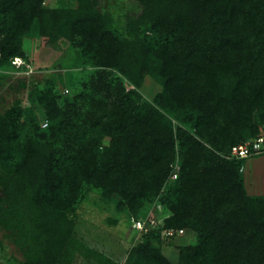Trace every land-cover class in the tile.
I'll return each mask as SVG.
<instances>
[{
	"label": "trees",
	"instance_id": "trees-1",
	"mask_svg": "<svg viewBox=\"0 0 264 264\" xmlns=\"http://www.w3.org/2000/svg\"><path fill=\"white\" fill-rule=\"evenodd\" d=\"M99 1L77 0L54 33L56 21L45 15L52 34L39 36L43 48L65 42L92 53L99 67L89 91L63 110L45 87L42 124L56 121L47 130L17 102L0 113V228L21 264L72 263L83 182L104 200L120 196L118 207L134 214L157 198L164 205L162 222L142 234L125 264H264V196L245 189L246 159L225 156L264 127V0H135L142 10L126 29L142 27L143 38L119 36ZM40 2L0 0L1 55L20 56L11 31L23 33L41 18ZM8 38L15 45L8 47ZM142 74L163 88L152 100L138 90ZM6 80L0 74V88ZM25 116L31 131L20 140ZM174 164L178 174L169 183ZM169 229L196 235L194 245L179 248L176 263L149 244Z\"/></svg>",
	"mask_w": 264,
	"mask_h": 264
},
{
	"label": "rangeland",
	"instance_id": "rangeland-1",
	"mask_svg": "<svg viewBox=\"0 0 264 264\" xmlns=\"http://www.w3.org/2000/svg\"><path fill=\"white\" fill-rule=\"evenodd\" d=\"M76 8L77 0H41L39 10L44 13L41 18H33L29 28L25 29L23 33H18L17 28L11 31L14 34L13 39L20 40V44L16 45L20 50V56L17 58L21 59L18 64L23 65L19 67L12 65L16 57L6 58L0 53V74L7 76V82L0 88V113L17 102L24 112L32 110L35 117L34 121L40 129L47 130L48 125L54 124L56 121L51 120L47 123V126L42 124V118L47 117V115L43 111L42 103L39 100L45 97L43 94L46 88H51L53 96L57 98L56 105L60 109H63L64 102L71 104L70 106L73 107L75 94L79 95L83 91H89L90 82L93 77L95 78V72L99 67L92 58L91 52L83 53L81 49H73L65 42H63L64 44H58L57 47H54L55 49L43 48L40 45L39 36L42 31L52 34L50 32V22L45 21V15H48L49 18L53 17L56 21L57 26L52 29L54 33L58 28V23L63 25L71 18L68 11H74ZM99 10L108 13L111 18V29L118 31L119 36L123 35L125 38L127 35L128 37H144L145 31L142 27H139L138 31L126 29L128 25L126 22L142 10L135 0H100ZM26 14H29V12H26ZM124 28L127 33L129 32L128 34L124 31ZM4 37H2V41L6 39ZM10 38H8L9 46L6 43L8 47H11L12 43L15 42L11 41L12 38ZM15 43L13 44L15 45ZM73 61L77 63L75 68H73ZM111 71L114 73L113 78L119 77L126 86L129 85L119 71L116 69ZM133 71L135 70L133 69ZM19 80H22L25 86H21ZM34 90L39 92L36 96L33 93ZM138 90L145 99L152 100L163 88L151 76L142 74L139 79ZM44 101L43 106H48L51 109L50 99ZM31 120L26 116L21 119L18 130L20 140H23L31 131ZM65 132L73 134V130L70 128H66ZM263 132L264 127L260 126L259 134ZM61 140H63L62 136ZM103 141L102 144H105L109 141V138L105 137ZM225 156L231 158L228 153ZM178 169V164H174L172 174H178ZM4 173L3 169L0 168V175ZM243 173L247 181L249 180L252 185L255 184L254 187L263 186L264 157L246 161ZM248 176L250 177L248 178ZM174 180L175 178L171 175L168 182ZM252 191L255 192L254 188H252ZM1 192L2 188L0 187V196ZM252 195L264 196V194ZM119 197L115 194L111 200H104L100 189L92 184L82 183L80 199L75 208L72 233L73 247L78 251L74 254L71 264H125L129 250L145 240L142 234L132 228L131 220L137 218L140 221H145L150 218H159L160 214H167L163 210L164 205L159 203V198L145 203L142 211L134 214L127 206L118 207ZM195 243V233L186 229L182 236L172 240L164 238L159 243L153 240L149 244L157 247L165 259L171 263H176L179 248ZM22 261L23 257L20 250L13 244L8 233L0 228V264H21Z\"/></svg>",
	"mask_w": 264,
	"mask_h": 264
},
{
	"label": "built area",
	"instance_id": "built-area-1",
	"mask_svg": "<svg viewBox=\"0 0 264 264\" xmlns=\"http://www.w3.org/2000/svg\"><path fill=\"white\" fill-rule=\"evenodd\" d=\"M18 61H21L20 58H15V61L12 62V65L21 66L23 64H18ZM28 66V65H27ZM46 126V123L43 124ZM264 155V132L260 134L256 139L251 141H246L240 144L233 146L230 150V156L236 159L245 160L250 157ZM176 178V175H172ZM161 218H150L145 221L140 220H131L132 228L140 234L147 233L148 231L154 229L162 222ZM185 233V230H164L163 235L166 238H176L178 236H182Z\"/></svg>",
	"mask_w": 264,
	"mask_h": 264
},
{
	"label": "crops",
	"instance_id": "crops-1",
	"mask_svg": "<svg viewBox=\"0 0 264 264\" xmlns=\"http://www.w3.org/2000/svg\"><path fill=\"white\" fill-rule=\"evenodd\" d=\"M264 157V155H260V156H255V157H250V158H247L246 159V161L248 162L249 160H252V159H255V158H263ZM246 161H245V163H246ZM250 176H248V178H249ZM262 181V180H261ZM244 184H245V189H246V191H247V193L248 194H250V195H252V194H264V185L262 186V185H259V188L258 187H254V185H252V183H250V181L248 180H246L245 179V176H244ZM252 188H254V191L255 192H253L252 191Z\"/></svg>",
	"mask_w": 264,
	"mask_h": 264
}]
</instances>
